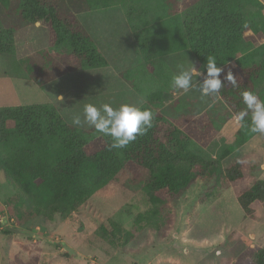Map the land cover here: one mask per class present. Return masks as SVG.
Here are the masks:
<instances>
[{
  "label": "rangeland",
  "instance_id": "1",
  "mask_svg": "<svg viewBox=\"0 0 264 264\" xmlns=\"http://www.w3.org/2000/svg\"><path fill=\"white\" fill-rule=\"evenodd\" d=\"M180 1L188 6L195 0ZM259 1L264 5V0ZM133 2L113 0L106 7L77 14L105 56L106 66L53 75L57 68L49 64L56 58L52 57L51 24L24 22L18 0H3L0 28L13 29L14 53L0 54V107L54 101L70 124L72 116L82 113L88 103L138 107L143 97L122 78L121 73L126 72L144 94L162 93L154 107L163 114L204 116L218 128L214 138L196 152L204 160L226 168L244 155L251 173L263 180L264 135H255L219 160L234 135V118L224 117L223 102L217 95L201 99L199 91L184 94L170 87L178 65L197 66L188 49L167 52L156 39L151 64L155 69L147 71V59L141 56L127 23L129 7L143 5L131 6ZM125 31L131 35L130 42L117 44ZM116 47L120 53L116 54ZM31 69L48 76L44 85L40 87L32 79L34 71L30 77ZM146 179L133 180L129 172L121 171L116 181L106 183L68 215L42 216L17 207L16 192L0 172V264H254V252L264 246V217H244L221 178L213 182L196 177L180 197H160L156 202L146 190ZM8 226L24 234L6 233ZM66 247L76 255L69 254Z\"/></svg>",
  "mask_w": 264,
  "mask_h": 264
},
{
  "label": "trees",
  "instance_id": "2",
  "mask_svg": "<svg viewBox=\"0 0 264 264\" xmlns=\"http://www.w3.org/2000/svg\"><path fill=\"white\" fill-rule=\"evenodd\" d=\"M133 1L131 6L143 5L129 7L127 23L141 56L147 59L148 72L155 69L151 64L157 39L167 52L188 49L203 72L207 58H215L217 66L224 69L220 76L224 86L218 93L224 117L234 118L246 108L243 91L264 101V5L259 0H195L188 6L180 0ZM112 2L18 0V11L24 22L51 24L52 57L56 58L49 64L57 68L53 75H58L108 64L77 14ZM13 53V29L0 28V54ZM229 70L236 78L235 86L224 79ZM121 76L143 97L138 107L153 113L152 128L123 149L110 150L111 138L94 128L68 123L52 103L0 107V172L16 192L17 207L42 216H66L106 183L116 181L121 171H127L133 180L147 176L146 190L152 202L160 197H180L196 177L213 182L221 178L242 215L262 219L264 179L251 173L244 155L223 168L196 153L214 138L218 128L204 116L180 113L173 118L163 114L154 107L162 93L144 94L126 72ZM32 77L41 87L48 76L34 71ZM250 116L244 118V125L250 124ZM234 122V135L219 160L257 135ZM4 231L12 232L7 227ZM253 263L264 264V246L254 252Z\"/></svg>",
  "mask_w": 264,
  "mask_h": 264
},
{
  "label": "clouds",
  "instance_id": "3",
  "mask_svg": "<svg viewBox=\"0 0 264 264\" xmlns=\"http://www.w3.org/2000/svg\"><path fill=\"white\" fill-rule=\"evenodd\" d=\"M203 72V71H202ZM224 72L218 67L214 57H208L205 63V72H199L192 64L186 68L183 64L177 66V72L173 74L170 87L173 90H182L184 94L189 91H199L201 99L217 95L224 86L220 76ZM197 77H202L197 79ZM224 79L236 85V78L231 70L225 73ZM242 101L246 108L234 116V120L242 126H247L253 134L264 135V101H261L253 92L243 91ZM250 124L244 125V118L249 115ZM73 126H88L94 128L97 133L111 138L110 150L126 148L136 140L137 136H143L153 126V113L150 109L136 107L123 103L114 108L110 104L97 107L88 103L83 106L82 113L72 116Z\"/></svg>",
  "mask_w": 264,
  "mask_h": 264
},
{
  "label": "crops",
  "instance_id": "4",
  "mask_svg": "<svg viewBox=\"0 0 264 264\" xmlns=\"http://www.w3.org/2000/svg\"><path fill=\"white\" fill-rule=\"evenodd\" d=\"M129 25V24H128ZM129 32L131 33L132 31L129 29ZM125 34H126V31H125ZM131 37V35H125L123 38H119L118 39V41H117V44H118V42H119V44L120 45H123V44H126L127 42H128V40H129V38ZM128 38V39H127ZM95 41V40H94ZM96 42V41H95ZM130 42V41H129ZM128 42V43H129ZM132 42V41H131ZM98 50H99V48H98ZM184 50V49H183ZM100 51V50H99ZM101 52V51H100ZM117 53H120V51L117 49V47H116V54ZM104 56V55H103ZM105 57V56H104ZM194 65V64H193ZM194 67L199 71V72H201V73H203L202 71H200L199 70V68L197 67V66H195L194 65ZM125 82H126V80H125ZM130 86V85H129ZM52 104H54V106H55V102L54 101H52Z\"/></svg>",
  "mask_w": 264,
  "mask_h": 264
},
{
  "label": "water",
  "instance_id": "5",
  "mask_svg": "<svg viewBox=\"0 0 264 264\" xmlns=\"http://www.w3.org/2000/svg\"><path fill=\"white\" fill-rule=\"evenodd\" d=\"M10 231H12V232H14V233H17V234H24V231L23 230H20V229H18V228H16V227H10V226H8L7 227ZM66 249V251L69 253V254H71V255H76V252L74 251V250H72V249H69V248H65Z\"/></svg>",
  "mask_w": 264,
  "mask_h": 264
}]
</instances>
